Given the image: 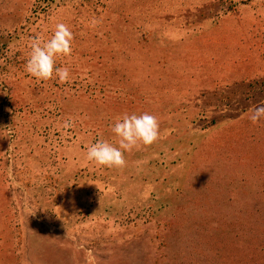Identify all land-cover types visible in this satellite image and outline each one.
<instances>
[{
  "label": "rangeland",
  "instance_id": "1",
  "mask_svg": "<svg viewBox=\"0 0 264 264\" xmlns=\"http://www.w3.org/2000/svg\"><path fill=\"white\" fill-rule=\"evenodd\" d=\"M58 23L67 83L25 71ZM262 104L264 0H0V264H264ZM143 113L124 168L86 158Z\"/></svg>",
  "mask_w": 264,
  "mask_h": 264
},
{
  "label": "clouds",
  "instance_id": "2",
  "mask_svg": "<svg viewBox=\"0 0 264 264\" xmlns=\"http://www.w3.org/2000/svg\"><path fill=\"white\" fill-rule=\"evenodd\" d=\"M95 26L98 21L91 22ZM74 39L70 28L58 23L53 35L46 41L34 38L31 42V53L25 71L39 80H50L58 77L61 83L69 82L68 67H56L58 56H70ZM264 118V104L251 109L250 119L256 123ZM70 126V122H66ZM118 137V146L107 140H98L87 149L86 158L98 166L121 169L126 166L124 153L131 151L140 144L151 145L159 139V120L155 115L125 114L118 118L111 127Z\"/></svg>",
  "mask_w": 264,
  "mask_h": 264
}]
</instances>
